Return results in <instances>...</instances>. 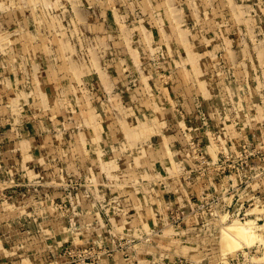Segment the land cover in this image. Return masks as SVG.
I'll use <instances>...</instances> for the list:
<instances>
[{
    "label": "rangeland",
    "instance_id": "1",
    "mask_svg": "<svg viewBox=\"0 0 264 264\" xmlns=\"http://www.w3.org/2000/svg\"><path fill=\"white\" fill-rule=\"evenodd\" d=\"M263 233L264 0H0V264H264Z\"/></svg>",
    "mask_w": 264,
    "mask_h": 264
},
{
    "label": "bare ground",
    "instance_id": "2",
    "mask_svg": "<svg viewBox=\"0 0 264 264\" xmlns=\"http://www.w3.org/2000/svg\"><path fill=\"white\" fill-rule=\"evenodd\" d=\"M225 231H226L227 237L238 238V239L250 238L254 234L253 220L248 219V220L241 222V223L230 224L228 227H226ZM261 234H262V232H261ZM259 236H261V235H259ZM263 236H264V233L261 237H259L260 241H264ZM247 241H249V240H247Z\"/></svg>",
    "mask_w": 264,
    "mask_h": 264
}]
</instances>
